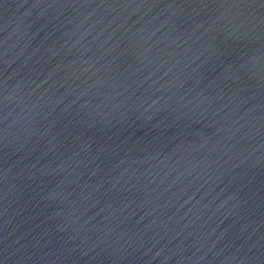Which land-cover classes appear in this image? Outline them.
Wrapping results in <instances>:
<instances>
[{"label":"water","instance_id":"95a60500","mask_svg":"<svg viewBox=\"0 0 264 264\" xmlns=\"http://www.w3.org/2000/svg\"><path fill=\"white\" fill-rule=\"evenodd\" d=\"M0 264H264V0H0Z\"/></svg>","mask_w":264,"mask_h":264}]
</instances>
